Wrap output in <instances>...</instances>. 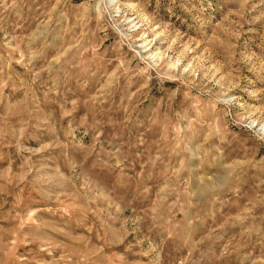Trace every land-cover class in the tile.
<instances>
[{
	"label": "rangeland",
	"instance_id": "obj_1",
	"mask_svg": "<svg viewBox=\"0 0 264 264\" xmlns=\"http://www.w3.org/2000/svg\"><path fill=\"white\" fill-rule=\"evenodd\" d=\"M0 264H264V0H0Z\"/></svg>",
	"mask_w": 264,
	"mask_h": 264
}]
</instances>
